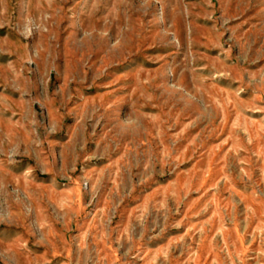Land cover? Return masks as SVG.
Wrapping results in <instances>:
<instances>
[{
    "label": "rangeland",
    "instance_id": "374dc122",
    "mask_svg": "<svg viewBox=\"0 0 264 264\" xmlns=\"http://www.w3.org/2000/svg\"><path fill=\"white\" fill-rule=\"evenodd\" d=\"M0 264H264V0H0Z\"/></svg>",
    "mask_w": 264,
    "mask_h": 264
}]
</instances>
